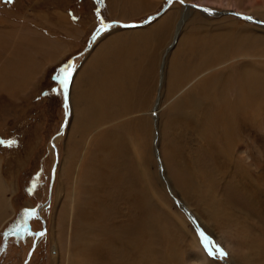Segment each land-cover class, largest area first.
Returning <instances> with one entry per match:
<instances>
[{
  "label": "rangeland",
  "instance_id": "1",
  "mask_svg": "<svg viewBox=\"0 0 264 264\" xmlns=\"http://www.w3.org/2000/svg\"><path fill=\"white\" fill-rule=\"evenodd\" d=\"M183 2L0 0V139L18 142L0 146V264H81L79 240L85 264L95 243L104 246L99 264L118 263L126 254L112 239L137 219L157 227L151 249L138 245L137 264H172L169 246L180 252L179 264H198L190 255L194 239L209 260L204 264H264V0ZM228 37L248 45L234 63L242 69L254 60L262 103L249 96L236 103L228 86V116L241 121L235 128L245 145H233L230 161L218 170L198 134L216 121L203 115L216 103L200 102L193 132L177 104L191 91L202 92L199 77L206 71H229L228 60L194 69L214 39ZM68 64L73 75L65 105L52 89ZM186 71L203 72L188 75L171 96L174 74ZM172 140L184 149L190 175L208 171L213 178L199 198L186 194L177 178ZM201 232L227 256H209ZM108 235L112 244L104 243Z\"/></svg>",
  "mask_w": 264,
  "mask_h": 264
},
{
  "label": "bare ground",
  "instance_id": "2",
  "mask_svg": "<svg viewBox=\"0 0 264 264\" xmlns=\"http://www.w3.org/2000/svg\"><path fill=\"white\" fill-rule=\"evenodd\" d=\"M183 4L186 5L187 7L195 6V7L200 8L202 11L204 10V12H209V8H206V7H202V6H198V5H194V4H190V3H185V2H183ZM201 7L204 8V9H202ZM187 12H188V10H187ZM213 12H214V14L216 13V11H212V13ZM227 13L228 14L229 13H232L235 16L240 17V18L245 19V20L254 21L256 23L258 22L257 20H255L251 16H248V17H251V19H247V17H246L247 15H244V14L239 13V12L226 11V14ZM186 14H185V16H186ZM218 14H219V12H218ZM165 23L166 24H164V26L167 27L168 25H170L171 21H169L167 19L165 21ZM145 24L146 23H144L142 25H145ZM159 28H160V26H159ZM168 33H169V30H168V32L166 31L165 34H168ZM168 38H169V36H168ZM191 40H192V38H190L188 41H191ZM247 46L248 45L245 42L242 45L241 42L234 41L233 39L231 40L229 37L228 38H223V39H214V41H213V47H210V46L208 47L207 46L208 48H206L204 50L203 55H202V59H201L200 63L197 64V65H195L194 66V69L195 70H198L199 68L210 67V66L216 64L219 61L224 60V62H226V60H228L229 61L228 65L230 64L228 66L229 67V71H221V72H218V71H206L208 73V74L206 73L207 75H204V76L199 77L200 78V81L199 82H200V85L202 87V92L201 93H195L194 91H191V92L187 93L186 95H184L178 101V104H177L179 106V108L181 109V111H182L183 119L185 118L184 124L186 123V126H188V128H189L187 131L193 132V130L196 131V128H198L200 126V113H201V105H200V102L201 101L206 102V100L212 99L213 100L212 102L216 103L214 107H212L213 104H211V103L208 104L205 107V108L208 109V110L206 109L207 112H206V110H204V112H203L204 113L203 115L206 114L205 116L214 115L213 117H215V120L216 121H214L213 123H210V125L208 127L203 128L201 133L198 132V131L197 132L201 136V138L203 139V141H205L204 142L205 145H203V147L206 150V155H208V156L210 155L212 157L213 164H214V166L218 170L219 169H222V167L226 166L228 164V162L230 161V160L228 161V157H229V151L228 150L233 145H235V146L240 145L241 148H242V146L245 145V144L243 145V141L241 140L242 138L240 139L239 138V135H238V133H241V131L239 130V132H238L237 129L235 128V124H237V126H239V124L241 123V121L238 120V119H236V118L233 119L231 116L230 117L228 116V114L230 113L229 109L231 108V105H232V99L229 100L228 94H227L228 91H229L228 90V86L231 87V92L234 94V99H235L236 103L237 102L238 103H241L242 98H244L245 100L251 101L248 98V96L254 102H257V104L258 103L259 104L262 103V101L260 99H258L259 95L257 93V84L254 82L255 79H256V77H257L256 74H255L257 72V70L254 69V68H252V67H254V65H253L254 60L253 59L250 60V61L253 60L251 64L248 63L249 61L248 62L246 61L245 62L246 65L242 69L239 68V64L238 63H234V61H235L234 59H235V57L238 56L239 53L244 54L245 52H247L249 50L247 48ZM227 49H229L231 51V54L228 53L229 50L227 51ZM241 63H243V62H241ZM262 64L264 65V63H262ZM123 65L125 67V64H123ZM173 72H175V71H173ZM199 72H203V71H186L185 74H183V75H178V73L177 74H174V76H175V77L173 76L174 79L171 81V83L169 84V86H167V87L170 88V95L171 96H174L175 93H178L179 92L182 82L184 80H186V77L188 75H192L193 73L194 74L195 73L196 74H199ZM128 73H129V71H128ZM89 107L90 106H87L86 110ZM238 108H239V106L237 108H235V110L238 109ZM174 113H176V112H174ZM246 134H247V132H246ZM177 136H179V133H178ZM177 136H174V134H173V137L175 139H176ZM249 140H250V138H249ZM200 149H201V147H200ZM169 150H170L169 153L171 154V156L173 157L174 161L179 166V169H178V172H177V178H178L181 186L184 188L186 194H194V191H195L196 194H197V196H198V198H199V196L201 194H205L206 189H208L207 188L208 187V183H212V181H213V178L211 177V175H209V173H207L208 171H204V173L202 172L201 175L198 172H193L192 173V171H191V175H190V171L188 170V167H187V164H186L187 161H188V159L183 156L184 149L182 147H180L177 143H175L172 140V145L169 147ZM241 151L244 152V150H241ZM191 158H193V157H191ZM246 161H247V159H246ZM183 172L189 177V179H190V181L192 183L189 184L186 181V179H185V177L183 175ZM192 175H194V176H196L198 178H195L194 179V178H192ZM246 180H247V178H246ZM247 182H249V181H247ZM195 183H198V184H195ZM239 184H240V182H239ZM2 187H4V186H2ZM2 187H1V181H0V192H1V188ZM186 187L188 188V190H186ZM204 187H205V189H204ZM207 192H209V191H207ZM234 192H237V191L235 190V191H233V193ZM254 192H255V190H254ZM155 194L156 193L154 192V195ZM228 195H226V196H228ZM246 195H247V192H246ZM156 197L162 202L163 205H166V203L163 202L159 198V196H156ZM223 197H224V195H223ZM251 197H253V196H250V198ZM204 199H206V198H204ZM143 204L144 203H140L141 206ZM210 206H211V204H210ZM214 207H215V205H214ZM214 207L212 206L213 209H214ZM220 209L221 208H219V210L218 209L217 210L220 211ZM259 209H258V211H259ZM261 211H262V209H261ZM1 212H2V209H1V199H0V216H1ZM143 213H144V207H141L138 214L140 215V217H142L143 216ZM233 214H234V212H233ZM235 214H237V213H235ZM220 217H222V216H220ZM227 217H228V214H227ZM217 219H218V217H217ZM241 221H242V219H241ZM155 222H156V220H155ZM139 223H138V219H137L136 221H134L132 223L130 222L129 224H126V225L118 228V231L115 234L116 237H114L112 240L113 241L116 240V242H117L116 244H118V243L121 244L119 246H122L123 249L125 250L126 257L124 259H122L121 262L112 263V264H137L136 263V259L134 258V255H135V252H136V249H137L138 245L139 246H143L144 245L145 248L148 249V250H149V248L150 249L152 248L151 246H154V245H152L154 243H151V240L152 239H155L154 229H157V227L154 226V225H151V223H148V226H151V227H147V226H145V227L143 226L142 227L141 226V223L140 224ZM222 223H224V222H222ZM245 224H244L243 228L244 229H247V226L248 225H245ZM226 225H224V226H226ZM235 225L236 224H234L233 226L235 227ZM238 225H241V224H237V226ZM239 228L240 227H238L236 229H239ZM248 228L250 229V225L248 226ZM238 231L239 232L240 231L242 232L243 229L242 230L240 229ZM256 233L258 234V232H256ZM259 234H261V233H259ZM170 237H171V235H170ZM112 240H111V238L108 235V237L107 236L105 237L104 243L108 241L109 244H112ZM77 242L78 243H76V242L75 243L77 244L76 247L78 248L77 251H78V256H79V262L81 264H85L82 261V260H84L85 257L81 253V251H80V248H83L84 247L85 242L84 241H80V240L77 241ZM196 242H195V239H194V241L192 243L193 246H194V249H193V251H192V253L190 255L194 258V260L198 264L207 263L209 260L207 259V257L204 256L205 255V254H203L204 252L202 253V250L200 249L201 247ZM103 247H104L103 244H102V247H100V245L98 243H95L94 245L91 246L90 250L88 251V258H89V260H88V263L87 264H99V259L103 255L102 254ZM252 247H254V246H252ZM257 247H259V245ZM168 251L169 252H168V255L167 256H171V263L172 264H179V262L181 261V254H180V252H178L176 249L171 248L170 246L168 247ZM82 257H83V259H82ZM157 257L158 256L155 257V260H156Z\"/></svg>",
  "mask_w": 264,
  "mask_h": 264
},
{
  "label": "snow or ice",
  "instance_id": "3",
  "mask_svg": "<svg viewBox=\"0 0 264 264\" xmlns=\"http://www.w3.org/2000/svg\"><path fill=\"white\" fill-rule=\"evenodd\" d=\"M183 2V0H181ZM207 11V10H206ZM247 19H251V17H247ZM106 25L104 24L103 21H101V30L106 29ZM72 75H73V69L72 65L68 64L65 65L64 67L60 68L58 71V74L54 77V79L57 81L58 87L52 89V93L56 94L57 96L63 95V102L65 105H67V100H68V88L72 80ZM45 96L50 95V93H44ZM17 140L16 139H9V140H3L0 139V146H5V147H15L17 146ZM28 215H35L34 212L30 211L27 213ZM39 235L43 236L44 233L41 232ZM205 250L207 251L209 256H212L214 258H219L223 259L227 256V253L218 245H213L210 247V242L206 237H204V234L201 232L200 233ZM214 249V250H213Z\"/></svg>",
  "mask_w": 264,
  "mask_h": 264
},
{
  "label": "water",
  "instance_id": "4",
  "mask_svg": "<svg viewBox=\"0 0 264 264\" xmlns=\"http://www.w3.org/2000/svg\"><path fill=\"white\" fill-rule=\"evenodd\" d=\"M201 8H202V7H201ZM202 9H204V8H202ZM246 17H248V16H246ZM150 18H151V17H149V18L146 20V22H148ZM130 25H134V24H127L126 26H130ZM88 47H89V46H88ZM202 243H203V240H202ZM203 245H204V243H203Z\"/></svg>",
  "mask_w": 264,
  "mask_h": 264
}]
</instances>
